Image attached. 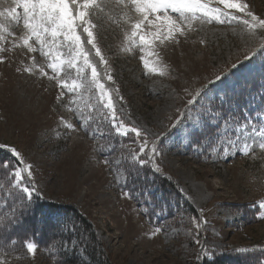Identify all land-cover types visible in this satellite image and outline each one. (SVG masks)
<instances>
[{"label": "rangeland", "instance_id": "rangeland-1", "mask_svg": "<svg viewBox=\"0 0 264 264\" xmlns=\"http://www.w3.org/2000/svg\"><path fill=\"white\" fill-rule=\"evenodd\" d=\"M200 2L219 9L223 22L218 23L212 13H197L194 19L189 15L183 34L145 46L142 53L138 38L135 43L131 38L137 14L123 0H96L99 7L90 14L95 28L90 30L104 64L81 30L89 61L113 100L116 123L162 132L197 92V111L203 106L210 116L216 110L218 132L206 127L187 144L178 139L180 129L167 134L156 158L158 173L150 170L151 165L138 172L133 164L137 144L113 131L111 111L101 103L91 83L92 69L82 58L78 63L83 72L78 74L67 64L68 48L60 49L65 61L60 83L67 84L61 90L56 80L48 78L49 57L27 53L12 43L4 45L0 258L5 264H204L230 255L264 264V210L259 208L264 200V149L259 137L247 140L252 144L248 155L222 157V146L236 140L234 130L245 118L252 122L247 125L250 135L253 125L259 129L264 123V92L254 99L255 89L264 84V30L250 34L240 20L223 15L242 17V13L224 9L218 0ZM240 2L264 18V0ZM11 6L13 0H0V12ZM0 24L17 36L23 33L22 21L9 24L0 17ZM142 54L157 72L143 67ZM225 74L223 83L216 81L217 75ZM73 83L83 87L73 91ZM244 143L241 136L240 146ZM194 144L201 147L193 150ZM10 148L34 169V178L23 173L20 187L14 170L23 165ZM31 184L39 196H33L21 223L7 225L21 198H26L23 187ZM125 191L130 195H123ZM74 212L84 221H78ZM193 217L199 218L198 224ZM197 232L199 244L194 243ZM26 239L38 246L34 256L24 247ZM201 249L208 255L197 260Z\"/></svg>", "mask_w": 264, "mask_h": 264}, {"label": "snow or ice", "instance_id": "snow-or-ice-1", "mask_svg": "<svg viewBox=\"0 0 264 264\" xmlns=\"http://www.w3.org/2000/svg\"><path fill=\"white\" fill-rule=\"evenodd\" d=\"M119 3L120 0H117ZM219 4L224 6V9L235 10V12L242 13V17L230 15L229 12H224L223 15L231 20H240L246 27L250 34H256L257 30H264V18L255 15L246 3H241L240 0H218ZM125 7L136 13L135 22L131 24L132 42L135 43L138 38L141 52L145 46L151 45L160 41L163 43L175 34H183L184 21L188 19L189 15L195 18L197 13L204 16L214 14L218 23H222L220 19L221 12L219 9H212L206 7L200 0H123ZM99 7L96 0H13V6L9 7L3 12H0V17L11 23H23V33L20 36L16 35L15 31L10 30L4 24H0V51H6L4 47L7 43H12L14 47H21L26 49L27 53L39 52L41 55L49 57L52 74L49 75L50 80H56L58 86L63 90L67 84L60 83L61 65L65 63L63 60L64 53L60 51L62 47H67L69 58L67 64L69 67L75 68L77 73H82L83 69L79 67V60L82 58L84 64L92 69L91 83L99 93L100 101L104 108L111 111L113 124L112 129L120 137H128L133 143L137 144L134 153L133 164L137 167L138 172L145 167L151 165V171L158 173L157 156L161 155L162 140L167 137V134L172 129H180L182 134L178 136L181 143L187 144L189 138L195 136L197 133L203 132L207 127L209 130L218 132L217 113L215 109H203L197 111L199 104L200 92L187 100L186 105L182 109H178L179 115L175 120L165 128L162 132H151L150 130L141 129L136 125H127L124 122L116 123L117 112L114 107L113 100L109 97L108 91L104 84L98 79V73L95 66L89 61L90 52L83 47L81 35H87V44L95 50V55L100 58V63L104 64L106 61L102 56L97 44L94 42V33L90 29L95 28V25L90 19L92 10ZM82 30V33H81ZM11 38V40H9ZM62 38V39H61ZM39 46V47H37ZM245 59H249L245 56ZM143 67L150 72H157L155 67H150L148 60L141 55ZM2 62V59H0ZM36 66L35 58L33 57V68ZM233 68L237 65L233 64ZM33 68H26L25 71L32 72ZM47 73L41 72V75ZM159 75L163 76L164 71H159ZM112 79L111 76L108 77ZM216 81L224 82L225 75H217ZM209 81V84H213ZM83 87L82 84L73 83V91ZM121 99H123L121 97ZM207 117V119H206ZM186 122L191 124V128H185ZM252 122L244 119L243 125H238L234 130L236 140H229L226 145L222 146V157L227 158L229 155H235L239 152L242 155H248L252 149V144L247 143V140L253 136L259 137V147L264 149V123L259 129L255 125L251 128V135L247 131V125ZM68 128H73V125H66ZM134 134V139L132 135ZM245 137V143L241 147L239 144L240 137ZM201 147L200 144H194L193 150ZM12 156L16 157L23 167H17L14 170V178L17 181V187H20V181L24 172H27L28 178H34V169L31 164L25 161L23 155L15 148H10ZM220 154V153H218ZM107 164L108 161L106 160ZM26 194V198H21L19 208L14 210L11 214V219L7 220V225H16L21 223L22 217L29 209L33 196H39V189L35 184L25 186L22 189ZM123 195L128 196L130 193L125 191ZM259 208L264 210V200L259 202ZM264 219V216L261 217ZM193 219L199 223L198 217ZM161 229L155 228V233H159ZM154 233V234H155ZM15 245L17 242H11ZM194 243L199 244V233H196ZM24 247L30 256H34L38 246L31 240L24 241ZM240 251V250H238ZM244 251H247L246 249ZM201 254L208 255L206 251L201 249L197 253V260L200 259ZM0 264H5V261L0 258Z\"/></svg>", "mask_w": 264, "mask_h": 264}, {"label": "trees", "instance_id": "trees-1", "mask_svg": "<svg viewBox=\"0 0 264 264\" xmlns=\"http://www.w3.org/2000/svg\"><path fill=\"white\" fill-rule=\"evenodd\" d=\"M262 92H264V84H260L255 89L254 99L257 98V96L261 94ZM74 215L78 221H84V219H82L76 212H74ZM250 260H252L254 264H261L259 261H254V259L252 258H245L242 255H230L229 257L225 259L222 258V259H217L215 261H211L207 259L204 264H226V261H228L229 263L230 261H232L233 264H243V263L248 264Z\"/></svg>", "mask_w": 264, "mask_h": 264}]
</instances>
